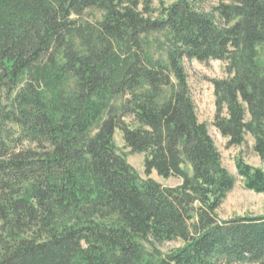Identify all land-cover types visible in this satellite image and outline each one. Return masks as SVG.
I'll use <instances>...</instances> for the list:
<instances>
[{
  "label": "trees",
  "instance_id": "trees-1",
  "mask_svg": "<svg viewBox=\"0 0 264 264\" xmlns=\"http://www.w3.org/2000/svg\"><path fill=\"white\" fill-rule=\"evenodd\" d=\"M155 1L0 0V264H264V213L218 217L235 179L182 64L224 63L212 126L263 160L264 0H175L153 18ZM116 131L145 176L181 184L140 181ZM235 168L264 194L260 169Z\"/></svg>",
  "mask_w": 264,
  "mask_h": 264
},
{
  "label": "rangeland",
  "instance_id": "rangeland-1",
  "mask_svg": "<svg viewBox=\"0 0 264 264\" xmlns=\"http://www.w3.org/2000/svg\"><path fill=\"white\" fill-rule=\"evenodd\" d=\"M175 0H160L155 1L152 7L155 11L153 18L157 17L160 10L169 6ZM224 3H231L233 0H221ZM216 5L215 1L206 3L205 8L210 9ZM100 19V14L97 11H90L87 15ZM149 44V52L152 57L163 58L162 48L160 44L164 41L161 34H151L147 37ZM259 59L264 66V46L259 48ZM185 73L187 75V84L189 87L191 99L195 106V111L199 122L203 123L214 142L217 151L220 154L221 164L227 172L235 179L233 189L226 195L219 210L218 217L222 220H227L233 217L244 215L258 216L264 213V194H256L245 190L241 178L237 176L235 162L241 159L247 165L258 168L264 173V159L261 160L253 151V139L247 135L245 142L236 147H227V140L222 138L216 129L212 126L215 107L214 94L211 80L222 79L224 75V63L220 61H210L207 64L197 61L182 62ZM113 143L116 153L120 155L127 164L133 169L140 181L144 182L147 179L161 185L162 187L174 188L181 184L178 178L162 179L152 173L149 177L144 174L142 154L131 153L125 146L121 133L116 131L113 137ZM174 244H166L161 248V251L166 252Z\"/></svg>",
  "mask_w": 264,
  "mask_h": 264
}]
</instances>
